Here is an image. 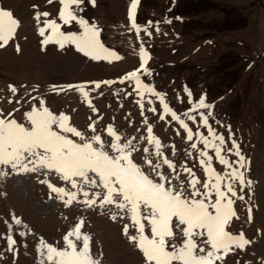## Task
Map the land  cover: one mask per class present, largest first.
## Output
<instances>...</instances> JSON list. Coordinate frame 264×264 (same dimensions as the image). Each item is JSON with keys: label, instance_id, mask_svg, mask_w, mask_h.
I'll list each match as a JSON object with an SVG mask.
<instances>
[{"label": "rangeland", "instance_id": "1", "mask_svg": "<svg viewBox=\"0 0 264 264\" xmlns=\"http://www.w3.org/2000/svg\"><path fill=\"white\" fill-rule=\"evenodd\" d=\"M130 2L95 0L93 5L91 0H84L77 9V15L100 30L104 46L121 57L109 61L92 60L74 45L61 49L59 45L41 44L39 28L45 20L57 19L62 24L58 19L59 0H0V9L11 11L19 22L13 39L0 48V113L25 123V113L44 99L53 113L67 114L71 125L86 135L92 134L89 124L95 122L105 141L110 139L108 125L121 135V142L135 137L133 143L140 149L134 153L137 163L141 162L144 147L155 152L154 145L140 139L147 136V118L153 135L161 140V151L177 166L181 179L188 178L183 171L187 167L197 178L206 180L198 152L190 147L195 137L187 141L178 122L163 113L157 97L146 93L142 98L133 91L134 82L120 83L124 75L140 68L139 49L143 46L149 54L145 67L150 75L141 70L142 82L163 94L165 102L194 133L207 135L200 121L203 113L213 130L224 135L225 150L235 141L245 157V168L240 170L252 183L243 190L237 184L238 196L244 199L233 198L237 215L227 230L233 234L242 232L250 243L244 249L234 248L216 264H264V0H140L136 16L142 29L139 36L128 18ZM36 12L50 15L37 21ZM62 30L78 31L79 27L62 25ZM106 80L114 83L105 85L102 82ZM88 82H101V87L96 89L94 83ZM82 83H87L91 106L74 89L56 92L52 88ZM9 85L17 89L15 94ZM201 97L211 107L192 111L196 122L188 120L184 113ZM138 100L144 102L143 114ZM149 107H155L156 112L147 111ZM160 115L165 116L164 120L159 119ZM197 147L203 149L202 144ZM209 154L218 172L230 171L219 164L212 150ZM222 154L230 162L238 159L234 150ZM4 170L9 174L0 176V264H40V239L62 244V236L80 219L85 221L82 232L92 237L93 255L102 264H144L140 251L123 235L124 224L130 223L128 218H110L112 212H118L115 206L89 208L74 201L66 207L46 183L40 182L47 180L73 190L59 174ZM164 170L171 171L166 166ZM82 199L78 195L77 200ZM13 217L21 224L17 225ZM21 232L25 235L21 236ZM8 235L16 241L11 250Z\"/></svg>", "mask_w": 264, "mask_h": 264}, {"label": "snow or ice", "instance_id": "2", "mask_svg": "<svg viewBox=\"0 0 264 264\" xmlns=\"http://www.w3.org/2000/svg\"><path fill=\"white\" fill-rule=\"evenodd\" d=\"M83 2L84 0H59L61 8L58 19L62 24L57 19L45 20L44 26L39 28V35L43 37L41 44L59 45L61 49L66 45H74L78 52L92 60L121 59L100 41L97 26L77 15V9H80ZM91 2L94 5L95 0ZM139 2L140 0H131L128 11L131 27L135 29L137 36L142 31L136 23ZM49 15L48 12H36L35 19L40 21L41 17ZM18 25L19 22L11 11L0 9V48L13 39ZM62 25H78L79 30L64 31ZM143 31L151 35L147 28ZM46 32L49 34L46 35ZM16 50L20 51L19 45ZM139 56L140 68L128 72L120 79V83L134 82L133 91L142 98L146 93L157 97L163 113L170 114L171 120L178 122L186 133L187 141L192 142L195 137V142L190 147L198 152L199 164L206 180L197 178L195 172L187 167L183 171L188 174V178L181 179L177 166L161 151V140L153 135V126L147 118L144 119L147 136L140 139L148 145H154L155 152L144 147L141 162L137 163L134 153L140 149L138 144L133 143L135 137L121 142V135L112 125H108L106 132L110 139L105 141L97 132L95 122L89 124L92 134L86 135L71 125L67 114L53 113L45 105L44 99H39V106L33 105L25 113V123L11 118V114L3 116L0 113V176L9 174L5 168L17 173H56L74 191L54 186L47 180L40 182L46 183L66 207L71 206L74 201L89 208L115 206L118 212H112L110 218L114 221L128 218L130 223L124 224L123 235L140 251L144 264H216L234 248L244 249L250 243L242 232L233 234L227 230L233 217L237 215L233 198L244 199L243 195L238 196L237 184L243 190L246 184L250 186L252 183L250 180L246 181L244 172L240 170L245 168V157L241 155L240 147L235 141L231 148L225 150L224 135L213 130L203 113H200V121L207 128L208 134L200 131L194 133L189 124L165 102L163 94L142 82L141 70L150 75L145 67L149 54L143 46L139 49ZM88 83H94L96 89L101 87V82ZM102 83L111 85L114 81L106 80ZM86 87L87 83L52 86L56 92L67 89L78 91L91 106ZM9 89L13 94L17 91L13 85H9ZM188 96L191 98V92ZM189 102L191 103V99ZM137 103L143 114V100H138ZM148 103L151 104L152 101L149 100ZM208 107L211 106L201 97L184 116L196 122V116L191 112ZM93 111L97 110L93 108ZM147 111L156 112V108L149 107ZM164 118V115L159 117L160 120ZM198 143L203 145V149H198ZM209 150L214 152L219 164L230 171L218 172L213 167V155L209 154ZM233 150L238 159L230 162L222 153H233ZM188 155L191 156V152ZM165 166L171 171H165ZM78 195L83 199L78 201ZM13 218L17 225L21 224L20 219ZM84 225L85 221L80 219L62 236V244L46 243L41 238L38 247L40 264H102L99 257L93 255L92 237L82 232ZM130 228L134 229L133 233H130ZM20 235L24 236L25 233L21 232ZM6 239L11 250L16 241L11 235Z\"/></svg>", "mask_w": 264, "mask_h": 264}]
</instances>
